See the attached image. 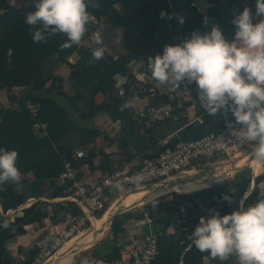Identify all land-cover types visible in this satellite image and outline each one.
I'll return each instance as SVG.
<instances>
[{"label":"trees","instance_id":"obj_1","mask_svg":"<svg viewBox=\"0 0 264 264\" xmlns=\"http://www.w3.org/2000/svg\"><path fill=\"white\" fill-rule=\"evenodd\" d=\"M94 2L99 3L100 7L88 8L93 20H90L82 41L91 37L92 31L100 22L106 29L124 27V47L138 61L133 72L123 59L113 58L106 50L103 59L94 60L93 50L102 47L96 42L89 48L80 44L63 48L67 37L58 34L50 37L46 43H34L32 26L26 24V19L28 14L37 10L36 5L30 3L15 6L10 0H0V11L10 16L9 21H3L0 17V91H6L10 104L5 107L0 102V149L18 151L17 166L20 172L24 176L30 173L33 175L32 181L21 178L19 186L11 182L0 185V264H16L6 243L17 235L25 234L26 226L35 223L42 225L50 215L48 207L51 206L52 219L57 218L62 211L70 214L73 220L82 216L81 209L74 202L49 203L39 200L66 198L74 193L70 189L71 183H59L60 176L65 171L64 161L73 160L72 155L75 152L70 136L78 135V144L82 148L94 144L101 136L99 130L77 126L69 117L68 111L51 96L54 91L73 107L80 119H93L106 112L115 121H122L125 136H133L144 128V124L132 119V106L121 110L126 103L131 105L132 96H148V107L151 108L172 105L175 114L184 111L182 107L178 108V98H171L157 91L152 95L149 90L154 84H146L143 88L136 87L133 95H130V88L134 83L153 80L148 69L149 58L163 55L166 45L176 46L194 31L203 34L210 32L213 26H219L226 39L232 41L236 30L232 24L234 15L242 12L246 5L255 12V0H207L209 8L206 12H200L193 5L194 0ZM161 12L167 13L171 19H162ZM180 16L185 21L182 25L179 23ZM9 49L12 50L10 64L7 62ZM3 54L7 55L6 59H2ZM74 54H78L79 59L72 64L69 59ZM61 65H68L71 70L67 90L65 80L54 75ZM26 72L28 79L22 87L15 89L16 77L21 78ZM117 75L128 78L123 94L116 87ZM6 78L10 80L9 87L4 83ZM50 82L51 85L47 87ZM184 87L199 101L195 83H182L173 86V90ZM144 88L147 91H142ZM100 93L106 96V101L97 104L96 96ZM30 105L36 107L35 115L31 113ZM36 123L45 124L46 128L35 130ZM135 125L136 129L128 131V127L133 129ZM150 144L156 145V141L151 140ZM107 157L108 155H104V159ZM94 158L95 153L91 152L82 160L73 161V166L79 170L82 165L87 164L91 171H115L111 167H105V160L95 167ZM263 181L264 174L254 177L250 169H246L237 172L231 179L221 180L192 193L174 192L170 201L157 202L159 212L164 215L173 212L179 221L174 233L165 229L157 235L158 255L152 264H234L231 258L220 262L213 260L208 253L197 250L192 232L199 225L201 217H208L210 212H218L220 216L229 215L238 210L240 204L246 208L259 199H264L260 188ZM45 184H51L48 185V190ZM32 198L38 200L13 217H5V213L18 210ZM108 207L110 205L106 203L97 219L103 217ZM142 216L143 211L135 210L115 217L110 226L114 248L108 255L100 257V260L115 263L121 259V248L118 245L126 236V224ZM4 224L8 227H3Z\"/></svg>","mask_w":264,"mask_h":264},{"label":"clouds","instance_id":"obj_2","mask_svg":"<svg viewBox=\"0 0 264 264\" xmlns=\"http://www.w3.org/2000/svg\"><path fill=\"white\" fill-rule=\"evenodd\" d=\"M90 6L100 7L94 0H38L37 10L26 19L32 26L33 42L46 43L63 34L67 37L63 48L79 45L91 20ZM160 15L171 19L165 12ZM184 22L180 16L179 23ZM232 24L234 40H227L219 26L203 34L194 31L182 43L166 45L163 55L149 58L148 69L158 85L195 83L202 107L211 115L223 112L226 119L231 112L234 122L227 121L230 136L252 143L253 157L264 162V0H255V12L246 5L234 15ZM96 42L100 44L102 38ZM11 56L9 49V64ZM92 57L103 59L104 49L95 48ZM130 106L126 103L121 110ZM18 157L16 150L0 149V185H20ZM145 178L141 173L131 179L139 184ZM114 187L123 190L120 182ZM192 235L195 248L213 260L235 257L238 264H264V199L246 208L240 204L229 215L210 212L201 217Z\"/></svg>","mask_w":264,"mask_h":264},{"label":"crops","instance_id":"obj_3","mask_svg":"<svg viewBox=\"0 0 264 264\" xmlns=\"http://www.w3.org/2000/svg\"><path fill=\"white\" fill-rule=\"evenodd\" d=\"M14 1L16 0H10V3L12 4V2ZM37 2L38 0H35L33 4L36 5ZM0 17L2 18L3 21L10 20V16L4 15L2 11H0ZM102 26H103L102 24L98 25L96 29L92 31L91 37L84 41H81L80 45L89 48L91 47L93 42L97 41L98 37L102 38V42L100 44L102 45L103 49L106 50V52L110 54L113 58L123 59L126 62L130 71L133 72L134 68L137 67L138 61H136L133 58V55L130 53V51L124 47V41L122 42L121 46L118 47L114 45L115 43L112 42L111 37L106 35V33L113 32L111 29L112 27H108L107 29H105V32H103ZM6 57L7 55L4 54L2 55V59H6ZM78 59H79V55L74 54L69 59V62L75 64ZM70 72L71 70L68 65H61L54 72V75H59L65 80L66 90L69 88L70 85L69 82ZM27 75L28 74L26 72L22 75L21 78L16 77V83H15L16 85L14 84L15 89H19L18 87H22L24 85L23 83H25V81L28 79ZM115 79L117 82L116 87L120 89V94H123V87L128 82V78L125 76L117 75ZM9 82L10 80H8L7 78L4 79V83L6 87H9ZM146 84H154V86H152V88L149 90L152 93V95H154V92L157 91L160 94H167L171 98L174 97L178 98L180 100L178 108L182 107L184 111L181 114H175L174 112H172L170 117L154 123L149 121H144L137 117V113L148 108L149 98L148 96H132L133 95L132 93L131 95L132 98L130 101L133 109L132 119L137 120L140 123L144 124V128L138 134H133V136L131 135L125 136L123 131L122 121H115L106 112H102L98 114L93 119H89V120L80 119L77 112L64 98L58 97L55 91L52 93L51 96L55 100H57L68 111L69 117L77 126L84 128H92L99 130L101 132V136L97 139V141L94 144H91L86 148H80L86 152V156H88L89 153L91 152L95 153V158H94L95 167L100 165V162L102 160H105L104 161L106 162L104 164L105 167H111L114 170L127 169L130 171H137L141 169L144 165H146L148 162L158 158V156L164 149L176 145L179 141L185 139L199 138L211 131L225 130L228 128L227 121L234 122V117L232 116L231 112L228 113L227 119L225 118L223 112L217 113L215 115L209 114L202 107L200 101H197L192 97L190 90L187 89L186 87L174 91L173 85H158L156 81L154 82L153 80L149 79V80L140 81V83H136L134 89L136 87L143 88L145 87ZM50 85L51 82L48 83L47 87ZM142 91H147V89L144 88L142 89ZM105 101H106V96H104L102 93L96 96L97 104H101ZM0 102L5 107L10 106L5 90L0 91ZM132 128L133 129H130V127H128V131H133L134 128L136 129V125L133 126ZM73 136L74 135L70 136V139ZM135 136L137 137L135 138ZM151 140H155L156 145L153 144L151 145L150 144ZM78 143L79 140H77L76 145H79ZM247 151H243L240 148L238 151L235 152L236 158L235 157L234 158L237 159L239 158V156H242L243 154L246 153H248L249 156L251 157L254 149ZM104 155H108V157L104 159ZM244 162H246L245 159L242 160L241 163H238L237 166H242L243 164H245ZM229 163L230 162H225V160H223L222 158H218L210 161L201 160L194 162L193 165H191L190 167H188V169L185 170L182 176H176L173 179L167 181V183H165L163 186H161V188L163 187L164 189L165 188L167 189L158 190V192L160 193L157 197L158 198L163 197L166 194L170 193L169 188H172V190H176V192H180L175 188L178 186L184 187L188 185L198 184V182L200 181L197 180V182H186L185 184L178 183V186H176L175 184L173 187H169V184L175 183L177 179L199 175V177H201L204 181L207 182L209 181L208 184L206 185V187H209L216 182L224 180L225 178H229L230 176L233 177L236 174V172L230 170L231 166L229 165ZM215 172L219 174H216ZM105 173H103L102 171H91L89 166L87 164H84L78 170V180H80L83 183L97 182L99 178ZM225 174H227L226 176L228 177H225ZM214 177H218V178L214 179ZM21 178L26 179L28 181H32L33 175L30 173L25 176L22 175ZM59 183L62 184V181L60 179H59ZM260 188L262 193H264V181L262 182ZM149 190L150 189H148L147 191H140L141 193L138 192L136 195L132 196L128 201V204L126 205V208L127 207L128 208L132 207V208L127 210L126 212H131L135 210H140V211L150 210L153 212L154 222L149 227L146 226L136 227L134 226L132 221H129L126 224V230H127L126 236L120 241L118 245L121 248L122 260L127 259V253H128L127 244L130 237L134 236L137 238H141L149 233L158 235L162 233L165 229L169 233L175 232L176 224L179 221L175 213L171 212L169 214L164 215L163 213L157 210L156 206L147 205L153 202L154 201L153 199L146 201L143 199V196L139 197L143 193L150 195L154 191V190L153 191H149ZM172 193L171 196L166 195L165 202L170 201L172 199ZM180 194H187V193H180ZM73 195L75 196V192L73 193ZM128 195H130L129 192H126L125 194H121V196L119 194L115 195L114 197L112 196L107 203L110 205V208L115 207L118 203V200ZM37 200L38 199L36 198H32L28 200V202L23 206H21L18 210H10L9 213L13 214L12 215L13 217L16 213L20 212L24 208L31 206ZM39 200L49 203H56L63 201L72 202V200L69 199L68 197L58 198V199L39 198ZM143 205L146 206L142 207ZM47 209L50 215L47 219H45L42 225L35 223L26 226L25 234L17 235L15 238L9 240L6 243L7 249L15 259L16 264H34L36 258L41 261V264H47L49 260L52 258V257H45V253L49 250L50 246L48 245L52 244L54 236L58 235L66 227L67 214L64 211H62L57 218L52 219L51 206L48 207ZM95 220L98 219H93L92 227L90 228L91 229L90 233L94 230V228H96L94 227ZM103 226H105V230L102 233L98 234L96 237H94V239L89 244L83 246L79 252L73 255V257L69 258L68 264H114L113 262L108 263L104 260L99 259L100 257L111 253L115 244L113 241V235L110 230L111 225L108 226L107 224H105ZM84 234L85 233H81L78 236L80 237L83 236ZM78 236L74 237L61 249L63 250L62 254L65 253L67 255L69 250L76 245L78 241L77 239Z\"/></svg>","mask_w":264,"mask_h":264},{"label":"built area","instance_id":"obj_4","mask_svg":"<svg viewBox=\"0 0 264 264\" xmlns=\"http://www.w3.org/2000/svg\"><path fill=\"white\" fill-rule=\"evenodd\" d=\"M30 111L33 115L36 113V107L30 105ZM173 112L172 105H166L162 108L148 107L137 113V117L149 122H157L171 116ZM35 130L45 129V124L36 123ZM250 142L237 141L230 136L229 129L221 131H211L195 139H185L179 141L176 145L164 149L158 158L148 162L137 171L127 169H117L113 172H107L102 175L97 182L83 183L78 180V169L73 166V161H79L86 157V152L82 149L76 150L73 160H65V171L61 174L62 183H71L70 189L75 192V196L68 197L82 211V216L73 220L68 213L66 216V227L53 238L49 250L45 257H53L59 249L69 240L86 232L92 226L93 219L101 212L108 200L115 195H120L123 191H132L153 187L166 183L174 177L183 174L194 162L201 160H213L224 158L226 155L234 156L242 146ZM143 173L146 177L137 184L131 178ZM117 182L122 183L123 190H116L114 187ZM184 211V208L181 209ZM9 212V211H8ZM154 222L153 212L144 210L143 216L134 221V226L149 227ZM127 259L118 260L114 264H152L158 255L157 235L149 233L141 238L130 237L128 240ZM34 264H41L39 259H35Z\"/></svg>","mask_w":264,"mask_h":264},{"label":"rangeland","instance_id":"obj_5","mask_svg":"<svg viewBox=\"0 0 264 264\" xmlns=\"http://www.w3.org/2000/svg\"><path fill=\"white\" fill-rule=\"evenodd\" d=\"M205 1V3L208 5V3H207V0H204ZM35 2V0H16V1H14V2H12V5H15V6H21V5H26V4H33ZM91 20H93V18L91 17ZM99 24H101V22L99 23ZM102 29H103V32H105V27L104 26H102ZM112 29V33H106V35H108V36H110L111 37V40H112V42L113 43H115L114 45L115 46H121V44H122V42L124 41V37H123V30H124V27H119V28H111ZM77 140H78V135H74L72 138H71V143H72V145H73V148L76 150V149H80V148H82V147H80L79 145H76V143H77ZM76 142V143H75ZM254 149V147L253 146H251L250 144H247L246 146H242L241 147V150H243V151H247V150H253ZM248 152V151H247ZM235 157V155L233 156H228V155H226L224 158H222L223 160H225V162H232L231 164H234L235 166H237L238 165V163H241L242 162V160H246V162H244V163H247V160L249 159V154L248 153H246V154H243L242 156H239V158H237V159H235L234 158ZM244 165V164H243ZM230 170L232 171V167L230 168ZM250 171H251V174H252V170L250 169ZM216 174H219V173H217V172H215ZM214 173V174H215ZM261 173H264V170L261 172ZM227 174H225V177H228V176H226ZM253 175V174H252ZM178 176H182V174H180V175H178ZM235 176V175H234ZM233 176V177H234ZM254 176V175H253ZM230 177H232V176H230ZM229 177V179H231ZM232 177V178H233ZM197 178V179H196ZM218 177H214V179H217ZM213 179V180H214ZM225 179H227V178H225ZM187 180H189V181H186V182H194V181H197V180H200V181H204L201 177H195V179L194 178H192V179H187ZM212 180V181H213ZM186 182H183L184 184L186 183ZM209 182V181H208ZM208 182L207 181H204V183L205 184H208ZM163 184H165V183H163ZM48 185H51V184H45V186H46V188H47V190H48ZM162 185V184H161ZM163 186V185H162ZM176 186H178V184L176 185ZM163 188V187H162ZM161 188V186L159 187L158 185L157 186H153V187H147V188H142V190H139V191H147L148 189H150L149 191H153V190H157V189H162ZM205 188V187H204ZM170 190V193H168V194H166V195H169V196H171V193L173 192H176V190H172V188H169ZM175 189H177L178 191H179V189H182L181 188V186H178V187H176ZM139 191H137V192H139ZM126 192H128V191H126ZM125 191H123V193L122 194H125L126 193ZM130 192V191H129ZM177 193H183V192H177ZM166 195L165 196H163V197H156V198H154L153 200V202H151L150 204H147L148 206H150V205H154V206H156L157 205V202H165V197H166ZM153 203V204H152ZM144 206H146V205H143L142 207H144ZM141 207V208H142ZM110 207H108V209H109ZM107 209V210H108ZM140 209V208H139ZM2 211V210H1ZM3 212V211H2ZM5 215V217H7V216H11L12 217V215L13 214H10L9 212H7V213H5L4 214ZM104 224H102L101 226H103ZM101 226L99 227H96V228H94V229H99L100 230V228H101ZM92 227V226H91ZM90 227V228H91ZM108 227V226H107ZM231 260H233V263L234 264H238V262H237V260H236V258L234 257L233 259L231 258Z\"/></svg>","mask_w":264,"mask_h":264},{"label":"bare ground","instance_id":"obj_6","mask_svg":"<svg viewBox=\"0 0 264 264\" xmlns=\"http://www.w3.org/2000/svg\"><path fill=\"white\" fill-rule=\"evenodd\" d=\"M201 8H204L202 7V5H200ZM251 170H252V173H254V175L256 174H261V172L264 170V162H260V161H257L256 159H254L252 162H251ZM258 176V175H257ZM194 182H197V181H194ZM207 184H205L204 182L202 181H199L198 184H193V185H188V186H184V187H181L182 189H179L180 192H183V193H191V192H194V191H197V190H200L204 187H206ZM141 193V192H140ZM160 192L156 191L152 194H141V196L139 197H142L143 196V199L146 200V201H149V200H152L154 198H156L158 195H159ZM137 193H132L128 196H124L122 197L121 201L117 203V205L120 203L121 207H126V205L128 204V201L130 200V198L134 195H136ZM115 203V204H116ZM117 205L115 207H111L109 208L106 213L103 215V217L101 219H98V220H95L94 221V227H100L102 224H107L109 225V220L111 218V215L113 213V211L117 208ZM99 229H94L92 232H91V236H93V234H95L94 232L95 231H98ZM100 230L104 231L105 230V226H101ZM82 237V236H80ZM80 237L78 236L77 239H80ZM73 239V238H72ZM71 239V240H72ZM69 240V241H71ZM69 241H67L61 248L60 250L49 260V262L47 264H68V259L73 257L74 254H76L77 252L80 251L81 248H76V245L74 247H72L69 252L67 253V255L65 253L62 254L63 250H61Z\"/></svg>","mask_w":264,"mask_h":264},{"label":"water","instance_id":"obj_7","mask_svg":"<svg viewBox=\"0 0 264 264\" xmlns=\"http://www.w3.org/2000/svg\"><path fill=\"white\" fill-rule=\"evenodd\" d=\"M193 5L200 11V12H206L208 10V5L205 3L204 0H194V3ZM200 5H202V7L204 8H201ZM140 60H142L140 58ZM136 86V83H134L131 88H130V95H132L133 93V89L134 87ZM255 158L253 157V154L251 155V157H249V159L247 160V163H245L244 165L242 166H235L234 164H231L232 162L229 163V165L232 167V171L234 172H240V171H243V170H246V169H251V162L254 160ZM253 174V173H252ZM254 175V174H253ZM195 177H199V175L197 176H191V177H185V178H181V179H177V181L175 183H170L169 184V187H173L175 184L177 185L178 183H183V182H186V181H189L187 179H192ZM254 177H256V175H254ZM197 179V178H196ZM167 183V182H166ZM164 185V184H162ZM160 185V186H162ZM159 186V187H160ZM255 186V182L253 183V188ZM167 188H162V189H157L156 191L158 190H166ZM139 190H142V189H135V190H132L129 192V194H132V193H138L137 191ZM155 190L153 192H156ZM140 192V191H139ZM152 192V193H153ZM122 199L118 200L119 202L121 201ZM132 207L130 208H126V207H121L120 203L117 205V208L113 211L112 215H111V218L109 220V225L112 224V221L115 219V217H117L118 215L120 214H123L125 213L127 210L131 209ZM108 225V226H109ZM90 230H87L86 232H84L85 234L80 237V239H78L77 243H76V248H82L83 246L89 244L93 239L94 237H96L98 234L102 233L103 231L102 230H98V231H95L93 234V236H91V233H90Z\"/></svg>","mask_w":264,"mask_h":264}]
</instances>
